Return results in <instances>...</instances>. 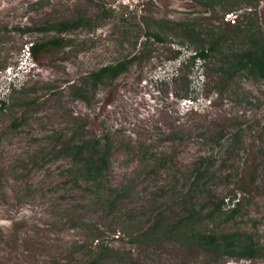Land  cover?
I'll return each instance as SVG.
<instances>
[{
	"label": "rangeland",
	"instance_id": "1",
	"mask_svg": "<svg viewBox=\"0 0 264 264\" xmlns=\"http://www.w3.org/2000/svg\"><path fill=\"white\" fill-rule=\"evenodd\" d=\"M247 28L264 37V0H0V264H264V82L230 68ZM185 32L219 45L195 65Z\"/></svg>",
	"mask_w": 264,
	"mask_h": 264
},
{
	"label": "trees",
	"instance_id": "2",
	"mask_svg": "<svg viewBox=\"0 0 264 264\" xmlns=\"http://www.w3.org/2000/svg\"><path fill=\"white\" fill-rule=\"evenodd\" d=\"M76 27L74 24H68L67 22H61L59 24L43 27V28H25L22 33H30L32 31L38 32H48L55 31L57 34H63L65 31L71 30ZM247 35L246 48L242 49L238 54H236L235 64L230 68L234 70H243L248 75H251L255 79L262 80L264 82V37L259 36V33L249 32V28L246 29ZM245 32V33H246ZM189 34L193 41L196 43L197 47L193 48L194 52H189L186 56V61L198 64L204 62L210 53L216 51L218 47L219 39L218 37L212 38L208 46L202 44L201 39L198 34L193 32H185ZM157 42H161L162 39L158 36H153ZM63 45L62 40L55 39L45 43H29L27 46V51L32 59H36L38 52L48 48L54 47L59 48ZM185 63V61H184ZM184 66V65H181ZM126 63L121 62L116 65H108L100 68L98 71L91 74L90 79L93 85L98 84L103 79L107 78L110 80L116 79L125 71ZM0 106H4V102L0 101ZM82 152L81 148L77 149V155ZM100 165L104 166L106 164V154L98 157L97 160ZM101 170V169H100ZM223 202L217 205V210L221 209ZM234 206H236L234 208ZM238 212V205H233V208L229 212V216L233 217ZM185 243L190 242L192 245H196L200 248L205 249L208 253H212L216 257L225 255L228 258L239 259V260H252L258 257L260 248L249 235H244L241 233H230L223 235L214 234H202V233H192L188 236H184Z\"/></svg>",
	"mask_w": 264,
	"mask_h": 264
},
{
	"label": "clouds",
	"instance_id": "3",
	"mask_svg": "<svg viewBox=\"0 0 264 264\" xmlns=\"http://www.w3.org/2000/svg\"><path fill=\"white\" fill-rule=\"evenodd\" d=\"M27 53H28V51H27Z\"/></svg>",
	"mask_w": 264,
	"mask_h": 264
}]
</instances>
